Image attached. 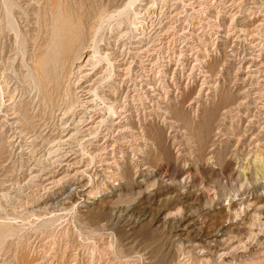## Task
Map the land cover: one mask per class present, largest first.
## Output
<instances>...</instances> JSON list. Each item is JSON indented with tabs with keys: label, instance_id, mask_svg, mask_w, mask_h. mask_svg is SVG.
Masks as SVG:
<instances>
[{
	"label": "rangeland",
	"instance_id": "374dc122",
	"mask_svg": "<svg viewBox=\"0 0 264 264\" xmlns=\"http://www.w3.org/2000/svg\"><path fill=\"white\" fill-rule=\"evenodd\" d=\"M13 1L19 4L18 11L21 6L27 10L28 6L34 5L39 8V12L33 14L34 10H29V16L26 17L22 12L24 10L20 9L16 17H1L0 67L11 54L12 48L22 47L23 51H27V57H32V40H27L24 32L28 31L29 36H34L38 19L42 18L44 7L50 3V0ZM57 1L59 5L64 2ZM129 1L105 0L111 12L124 9L116 14L122 23L116 33H112V41L121 43L120 49L124 51L131 46L129 30L135 29L128 26L125 19L137 22V26L143 25L140 31L144 32V37L140 39L138 49L149 51L140 53L142 60H139L137 67L143 94L138 104L139 111H142L139 117L142 116L145 123L152 121L154 129L161 131L165 138L164 146L158 149L147 142L144 146L145 142L141 141L140 150L143 149L141 152L145 156H140L141 152L139 155L132 148H124L122 155L118 153L120 144L115 142L120 137L108 134V148L111 149L112 144L116 143L115 152L124 163H121L124 167L120 169L125 174V180L120 183L117 181L116 186L109 191L101 188L96 198H89L92 201L90 203L83 201L87 198L80 197L86 193L84 190H79L71 199L67 195L75 191L76 185H98L96 179L102 174L98 171L103 162L98 158L92 161L88 153H100L98 144L103 143L105 134L97 137L92 134H74L65 141L73 130L69 134H59V123L64 121L59 120L63 113L61 110L65 107L63 99L59 105L61 110L55 112L54 118H49L47 109L45 118L37 121L41 112L38 107L33 111L32 115L36 116L33 121L36 134H9L11 124L5 123L0 134V264H264V179L252 162L255 159L253 151L264 148V0H138L136 4L139 7L134 8L138 14L132 7L125 8ZM2 4L1 0L0 15L3 13ZM146 9L148 13L143 15ZM3 24L9 35L2 34ZM123 33L126 35L121 37ZM226 33L229 37L225 36ZM152 43L156 45L152 46ZM20 56L13 57L12 62L20 63ZM198 58L207 61L202 62ZM208 62L215 71L217 89L227 92L230 88L235 104L230 105L233 114L216 120L207 132L198 135L201 141L196 143L185 137L182 133L184 129L171 128V124L163 123L167 116L164 108L168 105L172 110L176 106L181 109L173 100L177 92L173 91L176 88L173 79H180L183 86L186 84L185 94L179 93V97H192L195 95H192L194 88L204 80L201 66L208 68ZM192 67L197 78L195 82L190 80L189 84L186 77ZM88 68L85 66L86 72L83 71L81 75L90 72ZM7 73L14 78L12 89L17 88L15 104L23 109L24 103L30 99L24 94L25 85L17 77L14 68ZM91 75L84 79L91 78ZM98 76L96 74L92 79H98ZM16 80L19 83L14 84ZM164 80L172 88L167 97L162 89ZM2 81L3 77H0V125L4 123L1 115L7 104L1 91L4 85ZM150 82L154 84L155 90L149 88ZM191 84L193 90L189 89ZM206 89L214 90L204 86L200 104L195 102L185 107L194 128L201 123L195 114H199V117L202 115L205 96L214 97L212 91L206 95ZM157 91L165 99L156 94ZM209 97L207 103L211 101ZM92 98L86 97L85 100ZM248 100L250 104L246 102ZM98 103L103 109L97 116L103 114L105 117V106ZM147 109H151L152 113L146 112ZM80 116L68 115L67 121L74 127ZM87 121L78 123L83 130L91 125L86 124ZM221 121L226 125H222ZM221 128L223 131L219 134V141L227 145L229 164L223 169L216 164L211 171L206 158L216 138V131ZM167 131H170V135H167ZM60 136H63L60 142V151L65 153L63 160L60 155H48L47 151L51 141L58 140ZM178 148H181L179 152ZM188 152L194 158L188 161L189 167L184 166L182 160ZM236 153L240 156H236ZM195 155L200 157L196 159ZM136 157L149 161L153 169L136 173L132 166ZM243 160L253 165L246 168L249 163ZM63 161L72 163L73 166L68 169L70 175L77 170L85 172L76 175L73 182L65 181L61 186L45 190L36 174L53 170L60 177L67 165L61 169L56 165ZM86 163H90V166L87 167ZM90 175L97 178L90 180ZM127 206L131 207L129 212L132 214L123 211L124 216L118 218L119 210Z\"/></svg>",
	"mask_w": 264,
	"mask_h": 264
},
{
	"label": "bare ground",
	"instance_id": "6f19581e",
	"mask_svg": "<svg viewBox=\"0 0 264 264\" xmlns=\"http://www.w3.org/2000/svg\"><path fill=\"white\" fill-rule=\"evenodd\" d=\"M2 1H3V4L1 5V7L3 9V13L0 15V23H2L3 21L1 18L2 16L7 15L9 18L14 17V16L16 17V15L19 14L20 9L24 10L22 12L26 14V17L29 16V10H32V11L34 10L33 14L35 13L37 14L39 12V8H35L34 5L28 6L29 9L27 10L22 9L23 6H21L19 7V11H18L17 9V6H19L18 3L16 4V2H14L13 0H2ZM137 1L138 0H130L128 4L125 5V8H129V7H132L133 9L136 8L138 6V4H136ZM0 4H1V0H0ZM59 4L60 3H58L57 0H50L48 7H44L43 9L44 14L42 18L39 20L38 17H36V19H38V22L36 24L37 32L34 34V36H29L28 31L24 32L26 39L32 40V45L34 47V52L32 54V57L28 58L27 51H23L21 49L22 47L18 49L12 48L10 50L11 54L8 57H6V60L3 61L0 67V73H1L0 77H3L2 82L4 83V85L1 87V91L3 92V95H4V99H5L4 101L5 103H7L5 105V108L2 109L1 117L3 118L2 120L4 121V123L0 125V134L3 133L1 128L5 123L11 124V127L9 129L10 130L9 134H36L37 132L36 126L33 125V121L36 118V116L32 115L33 111L38 107L39 108L38 111L41 112V117H38L37 121H40L43 118H45L47 109H49L48 111L50 114L49 118H54L56 116L55 112L57 110L58 111L61 110V107L59 105H60V100L63 99L65 107L64 109L61 110L63 113H62V117L59 118V120H64V121H61V123L58 122L59 125H61L60 127L61 130L59 131V134H63L65 132H67L66 134H69L71 133L70 131L73 130V132L71 133V136L69 135L70 137L68 139H65V141L70 140V138L73 137L74 134H92L94 135L93 137H97L100 134H105L104 135L105 139L103 143H101L100 145L98 144L99 146L98 150L100 153H95L94 151L89 152V153L87 152L91 156L92 161L98 158L100 161L103 162V165L101 164L102 166L101 169H99L98 171L100 173L102 172V174L99 175L98 179H96L97 177L90 175V180L96 179L98 185L94 186L92 184L88 185L85 183L80 184L78 186L76 185L75 191L67 195V198L71 199L79 193V190H84L86 191V193L81 194L80 197L82 199L87 198V199H83V201L91 203L92 202L91 198H96L99 195L101 188L102 190L104 189V190L109 191L110 188L113 189L114 186H116L117 181L119 182V181L125 180L124 179L125 174L121 173L122 169H120L121 167H124L122 165L124 163L120 160L121 158L120 159L118 158L116 154L117 152H115V144L117 142L120 144L119 145L120 147H118L119 148L118 153H122L123 155L124 148H127V149L132 148V151H137L136 153L140 155V152L143 149L140 150L141 147L139 146V142L141 141L145 142V144L142 142L144 146H146V142L151 143L152 147L156 146L158 149H162L164 146L165 138L163 137V134L160 133L161 132L160 130L154 129L152 121L149 123H145V121L144 120L142 121L141 119L142 116L140 115L141 117H139V114L142 111H139L140 109H138V104H140V100H142L141 97L143 94L140 91L142 88L140 86L141 84L138 78L139 75L137 74L138 73L137 67H139V60H142L140 53H143V52L146 53L147 51H149V49H145V50L138 49L139 47L138 43L141 42L140 39L144 37V34H143L144 32L140 31V28L143 27V25L137 26L136 25L137 22H133L129 19H125L126 24L128 26L135 27V29L129 30L130 32L129 39L131 41L130 42L131 46L127 48L128 50L123 48L125 50L122 51L120 49L121 43L116 44L115 40L112 41L113 40L112 37H114L112 33L117 31L121 27L122 22L118 21V19L116 18V14H120L121 12H123L124 9L122 11L118 10V11L111 12L109 7L105 5V0H88V1L86 0H71V1L64 0L62 5H59ZM134 12L138 14L136 9H134ZM147 13L148 12L146 9V12H144L143 15H146ZM216 16H218V12ZM143 20L144 19H142L140 22H142ZM1 27H2V34L9 35L6 31L5 25L3 24L1 25ZM123 34L121 37H124L127 33L124 35ZM228 35H229L228 33L225 34L226 37ZM135 43H137L136 46L134 45ZM153 45H156V44L152 43V46ZM4 50H5V46H3L2 48V52H4ZM202 53H204V50ZM127 54L129 55L127 56ZM206 54L208 55V53ZM15 56L22 57V61L20 63L19 62L13 63L11 59ZM148 59L149 58H146V60ZM28 60L30 62L26 63ZM198 60L199 61L202 60V62L207 61V59L200 60L199 58ZM178 61L179 60L177 59V62ZM82 62L84 64H81ZM209 64L210 63L208 62L207 65L209 66ZM85 66L86 67L89 66L88 69L90 72L84 75H81L82 72L86 70L84 69ZM13 68L19 80L22 81L25 85L24 94L27 96V98H30L28 101L24 103L23 109H21L22 107L20 106L18 107L15 104L14 98L17 92V88L14 87V89H12L13 85L11 86V83L14 80V78L9 73H7L8 71H10V69H13ZM76 68L78 69L76 70ZM201 68H202L201 72L203 73V76H204L203 78L205 81L203 80V82L198 84L196 88L192 87V84L190 85L191 87H189V89L193 90L194 88V90L192 91V95L195 93V95L193 96L191 95L192 97H186V98L185 96L179 97L178 96L179 93H183V95L185 94L186 84L185 86H183L182 83H180L181 82L180 79H173L175 81L174 85H176V88L175 89L173 88V91L175 92L177 91L175 93V97H173V100L174 102H176L175 105L178 104L179 105L178 107H181V109H178L176 106L174 110H172L168 105H166L164 110L167 116L164 117L165 121H163L165 125L168 123L171 124L170 125L171 128L178 127L182 130L184 129L182 133L184 132L185 137L192 139L193 141H196V143L201 141L200 138H198V135L203 134L204 131L207 132L208 129L212 126V124L216 120L218 121L222 120V118L220 117L225 118L227 114H231L232 109L230 105L235 104V101H232V92L230 88L228 89L227 92L223 91L222 89H217L218 85H216V79L214 80L215 71L211 68V66H209L208 68H203L201 66ZM192 70H194L193 67L190 68V71L188 72L187 77H186V80L189 81V84L191 83L190 80L193 79V81L195 82L197 78L196 75H194L195 73ZM91 73H92V75L90 76L91 78L84 79V78H87V76ZM96 74L99 75L98 79L97 78L92 79V77ZM181 74L183 75L182 71H181ZM164 81L165 82H163L162 89H164V92L166 93L165 96L167 97L168 94H171L169 93V91L172 90V88H171V85L166 82V80ZM17 82L18 80H16L14 84ZM127 86H128V89H127ZM204 86L207 87L208 89H211V88L214 89L210 91L206 89L207 92L205 93L206 95H208L209 92L212 91L214 94V97L210 98L209 96H205L206 97V99L204 100L205 103L203 102L202 103L203 105L201 104L203 111L200 117H199V114L194 113L195 115H197V118H199L201 122L197 125L196 128H194L193 125H191L192 121L190 120V116L188 114V111H186L185 107L187 108L195 102L196 103L198 102V104H200L199 101L201 98V94L204 91L203 90ZM154 87L155 86L152 83L149 86V88H153V90H155ZM179 89H182V90H179ZM156 94H159L162 96V94L160 92L158 93V91ZM91 96L94 98L88 101L85 100L86 97H91ZM165 96H162V97L165 99ZM177 96L181 99H179ZM207 97L211 99L209 103H207ZM98 102H101L105 106L104 107L105 117L103 114L97 116V114H101V110L103 109L102 107H100V104ZM246 102L249 103V100ZM196 108H193V109H196ZM234 110L237 111V109H234ZM146 112L152 113V110L147 109ZM194 112H197V111H194ZM59 114L61 115V113ZM71 114H74V115L76 114V116L77 114L79 116L81 115L80 119L77 120L76 126L74 127L71 126L72 123H69L67 121V118H68L67 116L68 115L71 116ZM244 114L246 115V113ZM241 116L243 117V115ZM58 117L59 115H57V118ZM82 117L84 118L82 119ZM98 118L99 120L96 121V119ZM85 121H87L86 124H91V125L83 130V128L81 127V124L79 126L78 123L85 122ZM224 122H226V120ZM232 123L233 121L231 122V124ZM221 124H222V121H221ZM249 124L251 125L252 123L250 122ZM83 126L86 127V125H83ZM103 127L105 128L102 129ZM249 130L251 131V129ZM221 131H223V129L222 130L218 129V131H216V135H215L216 138L215 140H213L211 147L208 150L209 156L208 157L206 156L207 157L206 164L208 163L210 165L211 171L213 170L214 165L216 164L218 166L220 165L221 169H223L222 167H224L225 165L229 164L227 160V155H228L227 145L225 143L224 145H222L223 142L221 140L219 141V138H220L219 134H221ZM169 132L170 131H167V135H170ZM108 134H113V135L115 134L116 136H119L121 139V140L115 139L116 143L112 144L113 146L111 149L108 148V145H109L108 140H107ZM228 135H230V133ZM62 137L63 136H60L58 140L53 139L51 141L52 142L51 147L50 148L48 147L49 150L47 151H48V155L56 156V157L60 155L59 156L60 159L63 160L65 159V155H64L65 153L62 154L61 153L62 151H60L62 149L60 147V145H62L60 144V142L63 141ZM175 140H177V138ZM180 141L182 143V139H180ZM187 141L188 140H186V143ZM79 142L81 141L79 140ZM183 144L185 145V143ZM221 145L224 148L223 147L221 148L220 147ZM252 145L254 146L255 144H252ZM193 146H195V144ZM83 149H85V146H83ZM108 150H111V151H108ZM180 150L181 148L177 149L178 152ZM190 153L187 154V156L184 159H182L184 162L183 163L184 166H188L189 164L188 161H190L191 157L193 156ZM253 153L255 155V159H252L254 160L252 162L255 163L258 173H261L262 178L264 179V148L261 147L260 149H255ZM235 155L240 156L237 153ZM106 156H109V157H106ZM140 156H145V155H142V152H141ZM197 157H200V156H196V159ZM246 157L248 156L246 155ZM135 159L136 160L134 161V164L132 163V166L134 165L135 167L134 169L136 173L138 171H140L139 173H141L144 170L150 171L153 169L152 165L149 164V161H146V160L144 161L143 158L139 160L138 157H136ZM192 159L194 158L192 157ZM248 159L250 161V157ZM243 161H246V160H243ZM236 163L238 164V161ZM89 164L90 163L87 164V167L90 166ZM65 165H67L66 170L63 171V175L61 174L60 177H58L54 173L53 170L49 171V173L36 174V176H38V180L40 181L39 183H41L40 185L45 190L46 189L49 190L50 188H54L55 186H61L65 181L73 182L74 178H76V175L80 174L81 172H85L84 170L83 171L77 170L74 174L70 175L68 172V169L71 168V166L73 165L72 163L67 162V161L60 162V164L56 165V167H60L61 169L65 167ZM251 165L253 164L250 162L246 166V168L249 166L251 167ZM44 182H47V183L44 184ZM89 198L91 200H89ZM46 204H48L47 206H49V203H46ZM130 208L131 207L128 208L127 206L125 209L119 210L120 215L118 214L119 215L118 218L124 216L123 211H127L128 213H130L129 212ZM131 214L132 213H130V215Z\"/></svg>",
	"mask_w": 264,
	"mask_h": 264
}]
</instances>
